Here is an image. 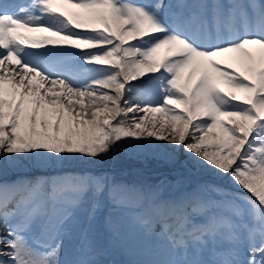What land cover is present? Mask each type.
Returning <instances> with one entry per match:
<instances>
[{"label": "snow or ice", "instance_id": "obj_1", "mask_svg": "<svg viewBox=\"0 0 264 264\" xmlns=\"http://www.w3.org/2000/svg\"><path fill=\"white\" fill-rule=\"evenodd\" d=\"M113 150L200 180L117 181ZM104 209L151 241L131 264H264V0H0V264H107Z\"/></svg>", "mask_w": 264, "mask_h": 264}, {"label": "rangeland", "instance_id": "obj_2", "mask_svg": "<svg viewBox=\"0 0 264 264\" xmlns=\"http://www.w3.org/2000/svg\"><path fill=\"white\" fill-rule=\"evenodd\" d=\"M134 95V94H133ZM79 163L72 167H82ZM92 167L96 171L106 172L117 181L144 185H160L165 196H176L191 191L199 182L200 176L191 173L179 165L167 163L161 156L153 153L136 154L125 150H113ZM109 212L104 209L91 224V231L98 236L102 245L107 249L104 256L107 264H131L132 261L143 259L142 250L151 241L139 232L127 230L120 244L113 248L110 241L112 233L109 228ZM83 228H89L86 220L82 221ZM77 239V240H76ZM78 246V234L72 237L67 245L69 250Z\"/></svg>", "mask_w": 264, "mask_h": 264}, {"label": "bare ground", "instance_id": "obj_3", "mask_svg": "<svg viewBox=\"0 0 264 264\" xmlns=\"http://www.w3.org/2000/svg\"><path fill=\"white\" fill-rule=\"evenodd\" d=\"M134 83H135V82H134ZM133 94H134V93H133ZM133 94H132V95H133ZM134 95H135V94H134ZM176 196H178V195H176ZM76 240H77V239H76Z\"/></svg>", "mask_w": 264, "mask_h": 264}]
</instances>
